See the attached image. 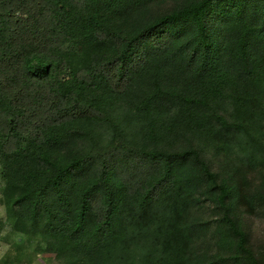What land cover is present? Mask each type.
I'll return each instance as SVG.
<instances>
[{"label": "trees", "instance_id": "trees-1", "mask_svg": "<svg viewBox=\"0 0 264 264\" xmlns=\"http://www.w3.org/2000/svg\"><path fill=\"white\" fill-rule=\"evenodd\" d=\"M164 1L0 0L1 264H263L236 213L264 197V0Z\"/></svg>", "mask_w": 264, "mask_h": 264}, {"label": "rangeland", "instance_id": "rangeland-1", "mask_svg": "<svg viewBox=\"0 0 264 264\" xmlns=\"http://www.w3.org/2000/svg\"><path fill=\"white\" fill-rule=\"evenodd\" d=\"M175 4L173 0H166L164 2H158L154 8L155 11L160 14L171 10ZM212 22L213 25H216L217 19H213ZM192 141L193 139L191 137H187L183 140L182 145L186 146ZM207 156L215 171L219 170L223 174L228 171L225 159L210 152ZM248 175L245 184L246 191L251 194L257 193L258 190H261V187H264V170H255ZM3 184L4 180L0 164V264L3 256L12 243L22 239V234L12 230L11 221L7 217L6 207L2 200ZM210 195L211 194L208 196L204 193L198 206L193 209L191 217L197 218V220L204 223L205 230L198 238L199 250L202 251V253L207 252V254L211 255L214 249V242L211 240V234L218 229V219L223 215L224 210L214 198L210 197ZM253 206L254 207H249L248 204H240L236 214L244 221L251 236V243L262 256L264 264V197L262 199L257 198ZM23 238L28 245H30L27 237L23 236ZM26 242L25 244H27ZM29 264H61V260L56 257L54 252L43 251L38 253L37 257ZM230 264H233V262H230Z\"/></svg>", "mask_w": 264, "mask_h": 264}]
</instances>
